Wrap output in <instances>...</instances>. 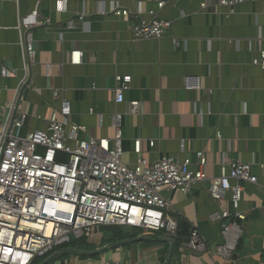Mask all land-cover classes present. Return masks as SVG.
Wrapping results in <instances>:
<instances>
[{"label": "crops", "instance_id": "obj_1", "mask_svg": "<svg viewBox=\"0 0 264 264\" xmlns=\"http://www.w3.org/2000/svg\"><path fill=\"white\" fill-rule=\"evenodd\" d=\"M56 1L65 2L62 13L55 11ZM114 6L132 15L117 18ZM35 10L43 24L32 30L35 57L30 64L19 21ZM154 18L171 22L165 36L134 40L132 25ZM260 49L264 0L232 9L215 0H0V70L12 75L0 76V102L21 97L22 136L45 131L50 115L66 101L70 122L85 128L80 139H112L111 117L122 115V159L130 168L141 156L150 163L189 160L188 170H193L202 153L209 179L231 161L252 165L257 178L256 184H241L238 211L244 218L230 235L229 259L217 250L225 243L223 226L232 218L210 217L222 210L233 213L230 193L217 202L204 182L188 194L162 192L171 216L186 227L177 226L174 237L162 233L154 240L143 237L150 233H136L131 239L141 240L112 248L101 244L99 234L87 239L91 250L84 252L104 248L101 253H71L48 264H264V70L251 65ZM73 52L82 54L77 64L71 62ZM118 76L128 79V88L124 102L116 105ZM186 77H197L199 88L187 90ZM131 102L138 103L135 114H129ZM135 141H140V154L134 152ZM192 229L205 252L187 246Z\"/></svg>", "mask_w": 264, "mask_h": 264}, {"label": "built area", "instance_id": "obj_2", "mask_svg": "<svg viewBox=\"0 0 264 264\" xmlns=\"http://www.w3.org/2000/svg\"><path fill=\"white\" fill-rule=\"evenodd\" d=\"M217 5L232 9L236 5L255 0H215ZM163 2L158 3L162 8ZM200 8H206L202 3ZM64 1H56L55 11L62 13ZM113 16L127 20L129 10L112 7ZM81 19V18H80ZM43 23L37 10L21 17L19 28L25 57L32 64L35 57L32 30ZM171 22L152 19L140 21L131 27L134 40L162 39ZM178 46L177 41H173ZM81 53L73 52L71 62H80ZM253 67L264 70V50L252 60ZM3 78L11 77L4 68ZM114 103L124 102L128 79L116 77ZM197 77H186L187 90L199 88ZM2 89H0V96ZM18 96L10 104L0 102V264H33L37 258H46L52 251L73 239H90L101 235L103 227H123L142 230L144 233H164L174 237L177 222L171 216L168 204L162 197L164 190L188 194L199 183L208 182L211 197L220 202L230 193L233 213L226 210L214 213L210 219L221 221L232 218L223 226L224 245L217 254L229 259L230 235L237 229V220H243L238 211L242 199L241 184H256L252 165L238 161L224 163L220 175L207 178L203 171L205 158L197 153L196 169L188 170L189 160L178 163L173 158H162L152 163L139 157L134 167L122 159V115L111 117L114 130L112 139H80L85 128L69 120L70 107L61 102L60 110L53 112L45 131H28L24 136L25 115L20 111ZM138 111V103L129 104V114ZM218 139L220 135L216 136ZM153 143H150L152 146ZM134 152L140 154V141L134 142ZM65 156V161H59ZM264 169V165H261ZM231 181L236 184L232 185ZM264 227V225H263ZM187 246L196 253L205 252L206 246L197 230L192 229Z\"/></svg>", "mask_w": 264, "mask_h": 264}, {"label": "trees", "instance_id": "obj_3", "mask_svg": "<svg viewBox=\"0 0 264 264\" xmlns=\"http://www.w3.org/2000/svg\"><path fill=\"white\" fill-rule=\"evenodd\" d=\"M59 161H65V156H59ZM178 229H186L185 225L181 222H177ZM129 229V228H127ZM138 231V230H137ZM184 231V230H183ZM100 233L102 236L101 244L105 247H112L111 245L118 244L120 242H125L128 239H131L136 236V229H129L124 230L123 227H103L100 229ZM151 236L144 235V238L148 239H159V234L162 233H151ZM90 249L87 239L86 238H80V239H71L70 242L64 246H60L55 248L50 255L53 256V259L51 262L56 261L58 258H61L62 256H66L68 254L74 253V251H88ZM91 250V249H90ZM82 256V254H79ZM84 255V254H83ZM83 257V256H82ZM40 260L39 258L35 259L33 264H40L38 262ZM38 262V263H37ZM42 263V262H41Z\"/></svg>", "mask_w": 264, "mask_h": 264}, {"label": "water", "instance_id": "obj_4", "mask_svg": "<svg viewBox=\"0 0 264 264\" xmlns=\"http://www.w3.org/2000/svg\"><path fill=\"white\" fill-rule=\"evenodd\" d=\"M141 239H142V237H140V238H136V239H131V240H128V241H125V242H120V243H118V244H114V245H111V246L115 247V246L123 245V244H125V243H127V242H135V241H139V240H141ZM103 250H104V248H103V249H99L98 251H95V252H93V253H87V252H84V251H74V253H76V254H87V255H97V254L101 253ZM52 259H53V256H52V255H49V256L46 257V258L44 259V261H43L42 263H40V264H48L49 262L52 261Z\"/></svg>", "mask_w": 264, "mask_h": 264}, {"label": "rangeland", "instance_id": "obj_5", "mask_svg": "<svg viewBox=\"0 0 264 264\" xmlns=\"http://www.w3.org/2000/svg\"><path fill=\"white\" fill-rule=\"evenodd\" d=\"M124 230H129V229L124 228ZM136 233L142 234V233H144V231H142V230H138V231H137V230H136ZM72 239H73V238H72ZM39 259H40V260H38V262H40V261L43 262L44 259H45V257H44V258H39ZM38 262H37V263H38ZM41 262H40V263H41Z\"/></svg>", "mask_w": 264, "mask_h": 264}]
</instances>
